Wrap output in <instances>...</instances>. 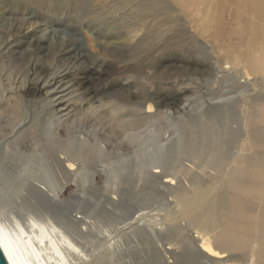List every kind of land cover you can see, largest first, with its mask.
<instances>
[{"label": "rangeland", "instance_id": "rangeland-1", "mask_svg": "<svg viewBox=\"0 0 264 264\" xmlns=\"http://www.w3.org/2000/svg\"><path fill=\"white\" fill-rule=\"evenodd\" d=\"M193 1L200 4L198 9H188L176 0H74L63 7H39L32 0H0V102L11 107L15 101L19 119L16 121L14 115L7 118L11 114L7 111L3 112L5 117L2 114L4 118L0 116V216L14 215L24 222L28 216L51 219L83 250L80 257L75 256L74 264H221L201 253L198 236L187 222L168 223V217L178 212L175 192L192 188L190 181L182 177L169 185L161 177L186 162V150L197 133L204 131L209 144L219 131L220 137L224 135L230 141L239 127L237 111H242L243 95L247 100L264 95V77L253 76L246 81L241 67L224 65L216 45L219 40L200 37L188 23L223 20L221 31L228 41L232 27L250 30L251 23L257 22L243 11L242 0H188ZM137 20H180L154 24L149 30L148 49L179 30L182 23L184 32L178 42L190 46L201 60L210 57L213 71L195 75L185 70L183 63L173 65L171 56L162 54L147 61L146 72L128 70L117 75L120 87L130 86V96L142 93L155 99L153 94L160 91L191 90L181 109L170 108L121 138L96 125L85 111L62 121L52 111V102L62 96H68L66 100L75 98V94L71 89L59 95L52 90L63 91L60 81L65 74L110 61L119 71L123 65L135 64L149 55L137 41L144 32L136 40L131 32L148 28V23ZM219 26L213 24L211 35ZM33 31L36 36L27 39ZM111 33L119 39L111 38ZM231 40L238 42L236 37ZM34 42L41 46L35 47ZM36 79L48 84V97L26 98L24 91ZM255 82L259 84L257 90ZM241 84L246 85L244 94H239L241 90L234 93ZM103 99L124 105L127 112L139 109L131 103L133 99L124 102L118 95ZM214 102L229 110H224L223 117L216 116L212 126L205 116ZM146 107H140L141 111ZM199 120L201 126L194 124ZM30 133H34V139L27 138ZM88 149L91 155L85 152ZM63 158L75 159L77 170L66 174L59 164ZM156 170L161 174L154 175ZM236 258L241 261L234 264H246L244 258Z\"/></svg>", "mask_w": 264, "mask_h": 264}, {"label": "bare ground", "instance_id": "bare-ground-1", "mask_svg": "<svg viewBox=\"0 0 264 264\" xmlns=\"http://www.w3.org/2000/svg\"><path fill=\"white\" fill-rule=\"evenodd\" d=\"M32 1L39 7H46L50 4H55V6L60 4L63 7L67 3L72 5L74 0ZM97 1L106 3L107 0ZM176 1L183 2L188 9H198L200 6L198 2L194 1L193 3L188 2V0ZM242 3L244 5L243 11L252 15L257 19V22L251 23L253 28L250 30L244 26L232 27L229 31L228 41L225 39V33L221 31L223 20H190L188 23L191 25V29L194 28V31H198L197 33L201 35L200 37L204 39L211 37L217 43L219 40L220 43L216 45L220 53L223 54L224 65L230 64L235 67H241L244 74L243 78L248 81L253 76L260 75L264 77V26L259 25L260 23L264 24V0H242ZM137 21L139 23H148L147 20ZM164 21L170 23L180 22V20H152L150 21L152 24L148 23L147 29L141 30L137 28L131 31L135 33L133 36L134 40L140 36V32H144L143 36L137 41L139 45L144 47V50L148 49V37L152 34L149 30H152L154 24H160ZM215 23L220 26L211 35V30ZM32 25L34 26V24ZM182 26L183 24L181 23L179 30H175L167 39L157 42L152 50L148 49V56L135 64L123 65L119 71L113 69L111 65L114 62L110 61L101 62L98 67H87L84 71H78L79 73L65 74L60 81L63 91L52 90V94L59 95L71 89V94H75L73 96L75 98L71 97V99L66 100L68 96H62L55 100L53 99L52 111L62 121H64L63 119L68 120V118H71L72 114L77 116V114L80 115V112L85 111V113L89 114L91 120L94 119L93 122L96 125L101 126L103 129L105 128L109 131L107 133L121 138L126 134L129 135L128 133L134 132L149 119L161 116L170 108L181 109L187 101V95L191 93L190 89L174 88L173 90L160 91L153 94L155 99L146 97L142 93L130 96L128 94L130 86L120 87L116 76L122 75L128 70L137 74L143 73L145 70H149L146 65L147 61L150 59L156 60L162 54L168 55V57L171 56V59L174 60L173 65L183 63L184 69L192 71V74L199 76L210 74L213 71L212 59L209 57V59L201 60L196 57L197 55L194 54V51L189 48L190 46L187 47L178 42L184 32V27ZM36 34L33 31L32 34L30 33L27 36V39H33ZM232 37H236L238 42L234 43L231 40ZM111 38L119 39L117 35L112 33ZM33 45L35 47L41 46L39 42H34ZM149 75L152 74L150 73ZM42 80L45 79L43 78ZM256 83L253 85L255 90L259 87V84ZM46 86L48 84H43L36 79V82H32L25 91L23 90L24 95L26 98L29 97L35 100L36 98H46L49 96ZM67 87L68 89H66ZM242 89L246 91V85L241 84L234 93L241 90L239 94L243 95L244 91ZM261 89H264V85ZM115 95H118L119 100L124 102L133 99V102L130 100L131 103L137 105L139 109H131L132 111L127 112L124 105L103 99H110L111 96ZM244 96L242 99V111L240 113L237 111L239 127L237 131L235 130L236 132L232 135L233 137L230 141L225 139L224 135L220 137L219 131L217 133L218 136H216L218 139L215 138L216 140L214 139L209 144L205 142L207 137L204 138V131H202L203 133L197 131L199 133H197V136H193V143L188 146L187 150L185 149V163L189 164L184 166L185 163L183 162V166L181 165V167H177L169 174L161 177L163 182L169 185L176 184L177 180L182 177L188 182L190 181L192 188L175 192L174 198L178 212L168 217V223L187 222L198 236L197 241L201 253L207 257L214 258L213 260L221 261V264H234L237 261H241V259L239 260L236 257L244 258L246 264H264V95H254L249 100ZM220 102L211 104L209 115L205 116V119L209 121L208 124L212 126L216 124V116L223 117L224 110H229L227 107H220ZM96 103H100L99 106L101 107L98 105L96 107ZM144 104H147V107L145 111H141L140 107L142 108ZM11 105L10 107V105L0 102V116L7 111L12 115L8 114L9 116L6 117L10 118L14 115L17 121L19 120L18 109L14 106L15 101ZM154 107L156 110L155 113H152L155 109ZM99 109L102 110L99 111ZM3 116L1 119L5 117ZM10 121L8 122L11 123ZM200 121L194 124L201 126L202 122L200 123ZM203 122L205 123L206 121L203 120ZM61 129L63 128L61 127ZM211 131L214 133V131L217 132V129ZM30 134L29 136L26 135L25 138L28 136L27 138L32 137L34 139V133ZM33 142L36 143V141ZM71 152L69 155H71ZM85 152L90 154L89 149ZM55 154L57 153H54V156ZM78 154L80 153L78 152ZM59 164L63 165V171L67 172L66 174H71L79 167L77 166V161L73 158H63L62 161H59ZM158 174H161V172L156 170L154 175ZM19 218L14 215L9 218L0 216V248L8 264H74L75 256L80 257L83 253V250L73 242V238L71 239L65 233L66 231L61 230L51 219H37L35 216H28L24 222ZM232 253H241V256H231L233 255Z\"/></svg>", "mask_w": 264, "mask_h": 264}, {"label": "water", "instance_id": "water-1", "mask_svg": "<svg viewBox=\"0 0 264 264\" xmlns=\"http://www.w3.org/2000/svg\"><path fill=\"white\" fill-rule=\"evenodd\" d=\"M0 264H8L1 248H0Z\"/></svg>", "mask_w": 264, "mask_h": 264}]
</instances>
